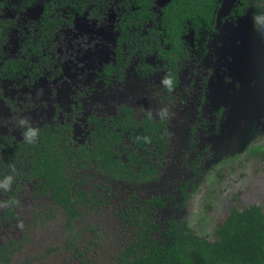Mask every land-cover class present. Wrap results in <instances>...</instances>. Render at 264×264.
Returning <instances> with one entry per match:
<instances>
[{
	"label": "rangeland",
	"instance_id": "374dc122",
	"mask_svg": "<svg viewBox=\"0 0 264 264\" xmlns=\"http://www.w3.org/2000/svg\"><path fill=\"white\" fill-rule=\"evenodd\" d=\"M0 1L1 17L13 22L0 45L1 63L17 54L41 7L36 2L25 10L30 0ZM104 1L101 19L78 16L60 30L61 40L55 38L49 50L63 66L50 63L41 76L17 85L2 82L0 157L3 138L19 141L27 127L72 125L73 142L82 144L87 116L107 118L121 105L138 119H162L170 150L157 155L158 178L148 183L112 181L95 169L79 173L83 185L74 190L97 205L87 211L78 204L81 215L70 231L35 182L19 176L0 187V264H114L133 239L139 211L161 230L172 221L176 229L184 223L195 235L211 237L233 210L264 208V9L229 15L213 32H189L185 41L194 58L181 68L177 88L164 92L165 70L154 55L138 54L121 76H103L114 62L115 25L125 0ZM167 1L154 0L157 18Z\"/></svg>",
	"mask_w": 264,
	"mask_h": 264
},
{
	"label": "trees",
	"instance_id": "16d2710c",
	"mask_svg": "<svg viewBox=\"0 0 264 264\" xmlns=\"http://www.w3.org/2000/svg\"><path fill=\"white\" fill-rule=\"evenodd\" d=\"M36 2L41 10L30 25L31 34L14 57L0 63V97L5 80L17 85L29 76H41L50 63L63 66L49 50L53 49L55 38L61 40L60 29L69 27L78 16L95 18V5L105 3L30 0L25 10L36 7ZM2 4L0 1V45L13 24L1 17ZM153 5L154 0H125L115 25L114 62L104 68L103 76H121L123 65L138 54L155 55L165 70L162 81H174L171 90L163 84L170 92L177 86L179 69L190 58L183 37L189 31L197 36L214 27L220 0H168L160 8L158 18ZM250 7L264 9V0H238L230 15L242 17ZM147 23L154 26L140 34L138 29ZM28 68L32 70L28 72ZM86 126L82 144L73 142L72 125L63 124L36 129L37 136L32 141L26 140L24 134L19 141L3 138L6 145L0 157V179L11 176L14 182L22 176L21 180L35 182L39 191L62 211L69 231L72 220L81 215L76 211L78 204L87 211L97 205L90 195L74 190L83 185L79 173L95 169L112 181L148 183L158 178L157 155L170 150L165 122L151 116L138 119L128 105L117 107L116 113L107 118L89 114ZM133 225V239L114 264H264V208L257 205L233 210L217 224L211 237L195 235L184 223L176 229L172 221L161 230L145 211L133 215ZM76 236L68 240L72 246Z\"/></svg>",
	"mask_w": 264,
	"mask_h": 264
},
{
	"label": "clouds",
	"instance_id": "9594fccd",
	"mask_svg": "<svg viewBox=\"0 0 264 264\" xmlns=\"http://www.w3.org/2000/svg\"><path fill=\"white\" fill-rule=\"evenodd\" d=\"M162 83L164 85H166L169 90H171V88L174 85V81L171 78H165ZM19 124L20 125H28L29 122L24 120V119H20L19 120ZM37 136V130L35 128L32 127H27L25 132H24V137L26 140L32 141L34 140V138ZM145 140H147V138H145ZM12 182V177L11 176H6L3 179V182H0V187H3L4 189H7L8 186L11 184Z\"/></svg>",
	"mask_w": 264,
	"mask_h": 264
},
{
	"label": "flooded vegetation",
	"instance_id": "af4514ba",
	"mask_svg": "<svg viewBox=\"0 0 264 264\" xmlns=\"http://www.w3.org/2000/svg\"><path fill=\"white\" fill-rule=\"evenodd\" d=\"M98 6H101V3H97V4L95 5V7H94V8H95V15H94L95 18H93V19H95V20H96V19H97V20H98V19H101V17H102L101 9H100V7H98ZM217 10H218V9H217ZM109 11H110V10H105V11L103 12V14L107 16V14L109 13ZM122 11H123V9H122ZM122 11H121V13H122ZM216 12H217V11H216ZM121 13H120V14H121ZM120 14H119V15H120ZM215 15H216V13H215ZM158 17H159V16H158ZM82 18H83V19H89V18H86L85 16H82ZM76 19H78V18H76ZM76 19H75V20H76ZM89 20H91V19H89ZM117 20H118V17H117ZM214 20H215V19H214ZM74 22H75V21H74ZM74 22H73V23H74ZM214 25H215V24H214ZM64 28H68V27L65 26V27H63L62 29H64ZM212 28H213V27H212ZM212 28L209 29V30H211L212 32L215 31V30H212ZM62 29H60V30H62ZM189 32H192V31H189ZM189 32H188V33H189ZM188 33H187V34H188ZM192 33H193V32H192ZM187 34H186V35H187ZM186 35H185V36H186ZM193 35H194V33H193ZM185 36L183 37V41H184V45H185V47H186L187 50H188V57H189V55H190V58H189V60H186V61L184 62L185 64H184L182 67H186V66L188 65V62H191V61L193 60V58H194V57H193V53H192V51L190 50V47L187 45V43H186V41H185ZM154 56H155V55H154ZM158 61H159V60H158ZM159 63H160V65L162 66V64H161L160 61H159ZM182 67H181V68H182ZM180 70H181V69H179V72H180ZM179 72H178V74H179ZM178 78H179V76L177 75V85H178V82H179V79H178ZM161 87H162V90H163L164 92L167 91V90L164 88V85H163L162 82H161ZM176 88H177V86H176L175 88H173V90H175Z\"/></svg>",
	"mask_w": 264,
	"mask_h": 264
},
{
	"label": "water",
	"instance_id": "95a60500",
	"mask_svg": "<svg viewBox=\"0 0 264 264\" xmlns=\"http://www.w3.org/2000/svg\"><path fill=\"white\" fill-rule=\"evenodd\" d=\"M237 1L238 0H221L220 1L219 8L215 15V20H214L215 25L212 28V30H217L221 26L222 20L230 15Z\"/></svg>",
	"mask_w": 264,
	"mask_h": 264
}]
</instances>
